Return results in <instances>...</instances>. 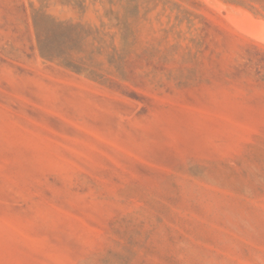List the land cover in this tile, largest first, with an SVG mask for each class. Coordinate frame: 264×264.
Here are the masks:
<instances>
[{
	"label": "rangeland",
	"instance_id": "obj_1",
	"mask_svg": "<svg viewBox=\"0 0 264 264\" xmlns=\"http://www.w3.org/2000/svg\"><path fill=\"white\" fill-rule=\"evenodd\" d=\"M169 1L0 0V264H264V42ZM173 2L259 47L195 63ZM36 10L103 53L41 56Z\"/></svg>",
	"mask_w": 264,
	"mask_h": 264
},
{
	"label": "trees",
	"instance_id": "obj_2",
	"mask_svg": "<svg viewBox=\"0 0 264 264\" xmlns=\"http://www.w3.org/2000/svg\"><path fill=\"white\" fill-rule=\"evenodd\" d=\"M132 1L138 0H126V5H124V7L126 13L135 12L134 14H136L138 12V5H132ZM163 1L170 2L169 0ZM225 1L241 4L248 6L252 10H257V7L253 2H258V0ZM171 9L176 11V22L169 31H172L173 27L181 26L183 23L187 24V30L184 31L178 29L177 31H174L176 35L175 38L177 39V43L181 40H187L184 49L187 55L192 56L195 63L199 58H202L203 63L209 64L212 69H216L220 73L223 72L224 69L220 59L223 58V55L226 52H228V46L232 36L243 40L252 46L259 47L254 41L247 40L234 33L230 28L226 30L225 28L220 27L212 17L182 8V6L176 2L172 3ZM259 14L263 15V13ZM195 19H198V23H201V25H197ZM33 25L36 34L37 49L40 55L45 58L52 59L67 57L72 51L84 52L89 56H93L96 53H103V45L93 47V43L88 42L89 37L94 32L86 24L73 22L71 20H58L51 15L36 10L33 16ZM95 33L99 34L100 30L96 29ZM186 33H189L190 36L186 37ZM95 39L96 37H93V40ZM89 45L92 46L90 50L88 49ZM175 47L178 49L181 48V45L177 44ZM65 63L68 66L79 68V65H76L72 61H66Z\"/></svg>",
	"mask_w": 264,
	"mask_h": 264
},
{
	"label": "water",
	"instance_id": "obj_3",
	"mask_svg": "<svg viewBox=\"0 0 264 264\" xmlns=\"http://www.w3.org/2000/svg\"><path fill=\"white\" fill-rule=\"evenodd\" d=\"M233 6H235V8L229 12L224 11L223 14L226 17V21L229 22L232 25H235L236 27L245 30L248 26V22L247 19L244 16V11H248L251 13V15L254 17L255 19V24H254V32L260 36L263 37L264 36V32L262 31V29L259 27V23L260 21H264V16L263 15H257L253 12V10L251 8H249L248 6H244L241 4H231ZM237 8H240V14L237 13Z\"/></svg>",
	"mask_w": 264,
	"mask_h": 264
},
{
	"label": "bare ground",
	"instance_id": "obj_4",
	"mask_svg": "<svg viewBox=\"0 0 264 264\" xmlns=\"http://www.w3.org/2000/svg\"><path fill=\"white\" fill-rule=\"evenodd\" d=\"M240 11H241V9L237 8V13L240 14ZM244 16H245V18L247 19V22H248L247 28L245 30H242V29L236 27L235 25L231 24L233 26V28L235 29V31L238 32L239 34L249 38V39L254 40V41L264 42V36L260 37L254 32L255 19L251 15V13L248 12V11H244ZM259 27L264 32V21H260Z\"/></svg>",
	"mask_w": 264,
	"mask_h": 264
}]
</instances>
